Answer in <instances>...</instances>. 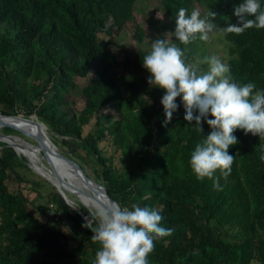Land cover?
I'll use <instances>...</instances> for the list:
<instances>
[{"label":"trees","instance_id":"1","mask_svg":"<svg viewBox=\"0 0 264 264\" xmlns=\"http://www.w3.org/2000/svg\"><path fill=\"white\" fill-rule=\"evenodd\" d=\"M137 1L0 0V113L35 115L47 133L52 129L71 139L63 141L72 149L68 156L82 168L85 160L116 203L160 211V223L173 232L154 241L149 264H264V136L234 131L238 142L228 149L234 154L232 171L219 178L220 190L211 178H196L190 154L210 129L202 121L201 133L185 121L182 104L163 123L164 90L148 83L142 59L152 40L168 37H148L134 15ZM158 2L154 11L171 32L181 7L215 12L220 27L237 23L232 15L237 0ZM129 24L128 38L123 32ZM218 31L228 44L225 62L232 78L264 88V28ZM171 39L184 49L186 63L210 56L198 36L187 45ZM77 101L82 107L74 114ZM108 108L111 113L104 111ZM15 166L27 169L23 157L0 143V264H92L100 244L80 214L53 192L49 202L57 206L59 221L68 213L69 230L35 218L21 191L10 192L6 185L15 180ZM79 210L91 216L81 202Z\"/></svg>","mask_w":264,"mask_h":264},{"label":"clouds","instance_id":"2","mask_svg":"<svg viewBox=\"0 0 264 264\" xmlns=\"http://www.w3.org/2000/svg\"><path fill=\"white\" fill-rule=\"evenodd\" d=\"M216 15L213 11L202 15L198 9L189 12L179 8L174 31L168 38L152 40L142 67L149 73L148 83L164 90L160 99L164 124L182 104L185 121L193 123L201 133L202 121L208 125L210 130L195 144L189 165L198 180L211 178L213 187L220 190L219 178H227L232 171L234 154L228 149L238 142L234 131L242 129L244 133L264 136V88H258L253 81H235L230 65L217 55L186 63L184 49L171 37L187 45L197 36L207 41L211 32L221 29L241 33L253 27L264 28V0H237L232 7L235 24L220 27L214 19ZM202 64H207L206 70ZM260 159L264 160V153ZM163 219L159 210L147 205L129 207L117 203L96 208L83 225L91 229V239L100 244L92 264H149L154 241L173 232V228L160 223Z\"/></svg>","mask_w":264,"mask_h":264},{"label":"rangeland","instance_id":"3","mask_svg":"<svg viewBox=\"0 0 264 264\" xmlns=\"http://www.w3.org/2000/svg\"><path fill=\"white\" fill-rule=\"evenodd\" d=\"M159 5L158 0H138L135 4L134 8V15L136 17L137 23H141L147 32V35L149 38L153 39L154 35L162 34L168 37L170 35V28L169 23L165 19V17L159 12L154 11V9ZM166 20V21H165ZM132 34V25L129 24L127 28V32H123L124 36H128V38ZM207 52L209 55H217L220 57L223 61H226L228 54H227V48L228 44L222 40V37L219 33V31H213L209 34V39L205 41ZM150 45H144L142 48L144 50L149 49ZM119 73L121 74L120 70ZM78 85L82 86L85 84L86 80H77ZM72 94V93H71ZM82 103L81 101H77L75 108L73 109V113L77 114V110L81 109ZM104 111L111 113L112 109L108 108ZM20 116L25 115L23 113H18ZM34 119L37 120L35 115H31ZM30 116H28L29 118ZM23 118V117H22ZM38 121V120H37ZM94 119H92L89 124L85 127L83 131V136H85L93 127ZM33 127L37 128L38 130H42V127L39 125V128L33 124H30ZM44 125V124H43ZM46 127V126H45ZM7 128V127H5ZM50 129V128H49ZM13 130V129H12ZM43 131V130H42ZM46 132L48 138L50 141L54 144L57 151L76 162L79 166V162L71 157L68 156L69 153H71V147H69L65 142H70L69 137H57L56 132L51 129V131H46V128L44 129ZM7 135H11L8 138H11L13 141L12 145L15 146L16 150L21 155L20 157L25 156V165L27 169H24L19 166H15L12 171V177L15 178V180H6V185L8 186V189L10 192L14 191H21L20 195L21 198L25 200L24 205L26 206L27 210L32 213V215L35 218H38L40 221L47 223L49 226L60 229L61 232H65L69 230L70 221L68 220V213H62V219L61 221L58 220V216L60 218V212L55 211V208L57 207L52 206V204L49 202L50 194L55 192H61L63 196L65 197L66 201L74 208L79 209V202L82 203V201L85 202L86 206L89 207L92 211H94L96 208H100L95 200H93L88 195L90 194L89 190H85L84 188H78L80 190L79 192L82 194V201L78 194H73L70 192L71 188L68 186V184L65 185H59V190L53 186L50 182L45 180L41 175L37 174L32 170L30 166L36 165L39 167L42 171V173H49L52 174L51 168L49 164L46 162V158L43 154V152L37 148L36 142L34 139L29 138L27 136H24L20 134L19 132L13 130L12 132H5L4 127H0V136L6 137ZM32 144V146H28L25 142ZM76 142V140H75ZM3 143V142H0ZM5 144V143H4ZM110 147V146H109ZM108 147V148H109ZM18 156V155H17ZM19 157V156H18ZM27 159V160H26ZM81 160V159H80ZM82 163V168H80L86 172V175L96 182L102 183L100 177L97 178L93 174V168L91 166H88L85 163V160L80 161ZM29 164V165H28ZM54 178V175L52 176ZM82 191V192H81ZM59 194V193H58ZM60 195V194H59ZM64 201V199H63ZM66 204V202H65ZM69 208H71L69 205H67ZM52 207V210H48ZM72 209V208H71ZM73 210V209H72ZM75 243L71 241V245H74Z\"/></svg>","mask_w":264,"mask_h":264},{"label":"water","instance_id":"4","mask_svg":"<svg viewBox=\"0 0 264 264\" xmlns=\"http://www.w3.org/2000/svg\"><path fill=\"white\" fill-rule=\"evenodd\" d=\"M3 118L4 119L10 118V119H14V120H20V121L25 122V123L33 124V125L37 126L38 128H39V125L42 127L43 131L38 130L36 135L35 134L33 135L29 132H25V131L16 129L13 126L6 125L5 123H2V124H4L5 127L13 129V130L19 132L20 134L35 140L37 148L42 150L43 154L46 156L45 160L49 164V166L51 168V172L53 173L55 181L58 185L59 184L65 185L66 183H68L67 181L69 179H73V175L71 177L68 176V174H71L70 171H72L75 173L76 176H78L76 178L78 180L82 181L84 186L87 189H89L90 194L88 196L91 197L93 200H95L100 208L101 207L102 208H109V207L117 204L112 198H110L105 187L102 184H100L94 180H91L84 173V171L80 168V166L76 162H74L73 160L61 155L56 150V147L50 141L46 132L44 131V129L46 127H45V125H43L42 122L29 119V118H32V116H30L29 118H20L18 115H16V116L4 115V114L0 113V120H2ZM10 136L11 135H7L6 137H10ZM0 142L5 143L7 146L11 147L15 151L16 155L21 156L19 154V152L16 150L14 145H12L9 142H5L3 140H0ZM25 143L28 144V146H32V144H30V143H27V142H25ZM48 155L50 156V158ZM23 157L26 158L25 156H23ZM78 191H80V190L75 189V188L70 190V192H72L73 194H77ZM58 193L66 202V199L63 196V194L61 192H58ZM71 208L73 210H75L76 212H78L85 222L86 216L84 214H82L79 209H76L74 207H71Z\"/></svg>","mask_w":264,"mask_h":264},{"label":"bare ground","instance_id":"5","mask_svg":"<svg viewBox=\"0 0 264 264\" xmlns=\"http://www.w3.org/2000/svg\"><path fill=\"white\" fill-rule=\"evenodd\" d=\"M20 118H22V116H19ZM2 123H5L6 125H10V126H13L14 128L16 129H19V130H22V131H25V132H29L31 134H35L38 132V129L33 127L32 125H30L29 123H25V122H22L20 120H14V119H10V118H6V119H2L0 120V127H5L4 124ZM0 140H3L5 142H9V143H13V141L11 140V138H8V137H4V136H0ZM57 150V149H56ZM42 151V150H41ZM45 156V155H44ZM49 156V155H48ZM46 158V156H45ZM50 158V156H49ZM29 165V164H28ZM29 167L34 170V172H36L37 174L41 175L45 180H47L48 182H50L53 186H55L58 190H59V185L56 183L55 181V178H53V173L52 174H49V173H42L41 169L39 167H37L36 165H33V166H30ZM71 174H68L69 177H71L73 175V179H69L66 183L68 184V186L71 188V189H77L78 188H84L85 190H89L87 189L83 182L78 180L75 175L74 172L70 171ZM70 184V185H69ZM77 194L79 195L81 201L83 200L82 199V194L78 191ZM82 203L86 206L85 202L82 201Z\"/></svg>","mask_w":264,"mask_h":264}]
</instances>
